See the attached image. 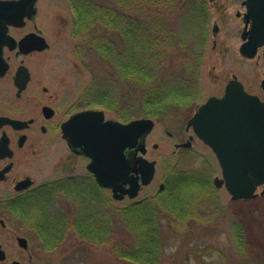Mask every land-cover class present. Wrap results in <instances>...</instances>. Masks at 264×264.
<instances>
[{
  "label": "trees",
  "instance_id": "16d2710c",
  "mask_svg": "<svg viewBox=\"0 0 264 264\" xmlns=\"http://www.w3.org/2000/svg\"><path fill=\"white\" fill-rule=\"evenodd\" d=\"M66 2L72 11L74 52L92 73L81 95L83 106L111 109L120 120L129 121L188 110L200 99L211 22L205 0ZM202 178L177 172L156 195L119 208L95 180L88 205L85 192L73 194L68 177L62 191L67 200L74 196L78 205L74 215H69L72 207L51 217L32 214L34 206L47 210L52 201L49 193L27 201L26 210L23 201L16 202V216L32 224L45 251H54L75 237L109 246L116 264H163L169 242L165 228L183 231L190 221H200ZM119 226L129 238L117 237Z\"/></svg>",
  "mask_w": 264,
  "mask_h": 264
},
{
  "label": "rangeland",
  "instance_id": "374dc122",
  "mask_svg": "<svg viewBox=\"0 0 264 264\" xmlns=\"http://www.w3.org/2000/svg\"><path fill=\"white\" fill-rule=\"evenodd\" d=\"M205 1L209 6L211 22L200 73V99L188 110H172L162 118H154L156 124L147 138L145 155L150 160L157 161L156 174L153 182L143 187L138 197L127 196L117 200L110 189H103L107 196H110L111 204L122 208L136 200L156 195L160 191L158 189L161 183L177 172L194 173L201 178L204 176L202 193L199 195L202 197L200 221H190L191 224L183 228V231L165 228L169 242L163 255V264H264V185L258 187L256 197L233 199L225 185L217 187L215 184V178L222 177V168L215 152L195 134L193 128L188 129V121L198 107L213 95L222 96L234 75L243 82L249 92L264 100V56L262 49L253 58H248L240 52L244 41L242 32L245 22L243 16H238L237 13L246 10L243 0ZM37 9L36 16L51 46L31 60L35 70L34 86L42 81L56 97L71 101L79 99L82 103L81 95L88 86L92 73L85 69L74 52L75 39L71 33L72 11L66 0H38ZM24 101H33L30 93ZM104 109L107 118L119 119L111 109ZM190 135L194 137L191 148L176 147V143L188 141ZM155 144H158V147ZM69 154L70 149L64 140L46 146L42 159L43 177L64 178L67 173L57 174L55 170H62V167L71 165L76 167L77 174L87 173L88 160L80 157L70 160ZM87 178L86 188L91 189L94 178ZM66 180L67 177L61 180L57 184L58 190L51 193L49 198H52V201L47 203V210L43 212L38 206H34L31 213H47L51 217L66 213V208L72 207L69 215H74L78 206L74 196L68 198L69 202L66 199L67 194L62 191L67 184ZM205 180H208V183ZM78 181L74 182L78 185ZM209 181H213V185ZM81 184L82 189L84 182L81 181ZM77 185H72V190L73 194L79 195ZM90 202L91 191L87 204ZM164 224L168 225L169 221L166 220ZM117 231V237L120 239L130 237L125 228L119 226ZM10 233V238L5 241L8 258L0 264H11L13 260H19L23 264L118 262L109 246L93 245L75 237L54 251H45V244L32 224L15 215L10 218ZM19 236L28 238V249L19 245ZM0 239H4V233L0 232Z\"/></svg>",
  "mask_w": 264,
  "mask_h": 264
},
{
  "label": "water",
  "instance_id": "95a60500",
  "mask_svg": "<svg viewBox=\"0 0 264 264\" xmlns=\"http://www.w3.org/2000/svg\"><path fill=\"white\" fill-rule=\"evenodd\" d=\"M37 2L0 0V40L8 42L13 39L5 27L8 24L22 25L24 21L16 19L35 16ZM246 4L247 16H251L253 22L249 36L243 37L240 51L253 58L259 47L264 45V0H247ZM21 45L27 51L50 47L45 37L35 34L22 39ZM262 86L264 89V80ZM75 124L80 125L76 133ZM155 124L151 117L124 122L107 118L105 109L90 108L66 121L64 137L74 151L90 158L88 169L98 183L111 189L115 199L122 200L126 195L137 197L141 187L151 183L155 177L157 161L144 155L147 137ZM188 127H192L217 156L222 177L215 178L216 186L225 185L233 199L256 197L258 187L264 185V100L247 91L243 82L234 75L222 96L213 95L198 107L188 121ZM191 139L176 144V147L192 146ZM134 171L140 175L133 174ZM17 239L21 247L29 248L27 237L19 236ZM4 258L5 252L0 250V259ZM12 264L23 263L14 260Z\"/></svg>",
  "mask_w": 264,
  "mask_h": 264
},
{
  "label": "flooded vegetation",
  "instance_id": "af4514ba",
  "mask_svg": "<svg viewBox=\"0 0 264 264\" xmlns=\"http://www.w3.org/2000/svg\"><path fill=\"white\" fill-rule=\"evenodd\" d=\"M246 1L243 0L246 10L237 13L238 16H243L245 22L242 37L249 36L253 22L251 16H247L249 10ZM16 20L24 21V24H8L5 27L7 34L13 39L8 42L0 40V232L4 233V239H0V250L5 252V258L0 259V263H4L8 258L5 241L11 236L10 218L18 212L16 207L19 204L16 202L23 201V208L26 210L27 201L58 190L57 184L66 177L72 179L73 186L77 185L74 181L82 179L84 188L81 189V181H78L77 187L79 192H85L88 198L90 189L86 188L85 181L87 177H93L96 181L95 175L88 169L90 158L74 151L64 137L66 121L91 107L83 106L79 99L71 101L56 97L42 81L34 86L35 70L31 60L50 47L27 51L26 47H22L21 40L30 34L45 37L46 40L47 36L36 15ZM260 49L264 56V45L259 47L258 52ZM29 93L33 99L30 103L24 101ZM79 128L80 125L75 124L74 133L78 132ZM84 129L86 130V124ZM169 134L172 135L171 132ZM61 140H64L70 149V160L75 157L88 160L87 173L79 175L75 172L76 167L71 165L62 167V170H55L57 174L67 173L64 178L43 177L42 159L45 147L58 144ZM193 140L194 137L191 139L192 144ZM182 147L192 146L178 148ZM132 173L140 175L136 171ZM165 184V181L161 183L158 191L165 188Z\"/></svg>",
  "mask_w": 264,
  "mask_h": 264
}]
</instances>
